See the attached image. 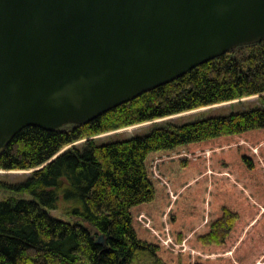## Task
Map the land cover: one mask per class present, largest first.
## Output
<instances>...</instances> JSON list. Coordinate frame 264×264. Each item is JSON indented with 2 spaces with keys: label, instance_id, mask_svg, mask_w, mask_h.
<instances>
[{
  "label": "trees",
  "instance_id": "trees-1",
  "mask_svg": "<svg viewBox=\"0 0 264 264\" xmlns=\"http://www.w3.org/2000/svg\"><path fill=\"white\" fill-rule=\"evenodd\" d=\"M251 95L264 98V39L87 124L22 129L0 150V169H34L13 186L33 199L0 201V264H264V109L93 139ZM61 192L97 233L49 214Z\"/></svg>",
  "mask_w": 264,
  "mask_h": 264
},
{
  "label": "water",
  "instance_id": "water-1",
  "mask_svg": "<svg viewBox=\"0 0 264 264\" xmlns=\"http://www.w3.org/2000/svg\"><path fill=\"white\" fill-rule=\"evenodd\" d=\"M263 39L264 0H0V150Z\"/></svg>",
  "mask_w": 264,
  "mask_h": 264
},
{
  "label": "rangeland",
  "instance_id": "rangeland-1",
  "mask_svg": "<svg viewBox=\"0 0 264 264\" xmlns=\"http://www.w3.org/2000/svg\"><path fill=\"white\" fill-rule=\"evenodd\" d=\"M263 95H251L239 98L236 100H231L227 102H221L214 105L199 107L194 110L182 112L169 117L157 119L154 121L143 122L139 124H134L127 127H122L109 132L101 133L93 136L95 142L99 145L110 143L112 141L129 139L135 136L147 135L152 131L157 123L173 122L177 124L191 123L203 118L209 117H223L234 113H242L252 109H264V98ZM86 142V139L79 140L74 143V145L81 148ZM72 145L67 146L65 149ZM34 169H18V170H5L0 169V201L7 200L10 198H25L33 199L26 191L17 192L13 189V186L25 181L33 173ZM61 185L64 184L61 180ZM77 204L72 200H65L63 198L62 192L60 199L58 201V207L56 209H47L50 215L55 218L65 220L71 223H83L89 225L85 222L78 214L74 212V208ZM90 226V225H89ZM92 227V226H90ZM94 233H97L95 227H92ZM101 235V234H100ZM99 237V236H98ZM138 264H156L153 259H143L140 258Z\"/></svg>",
  "mask_w": 264,
  "mask_h": 264
}]
</instances>
